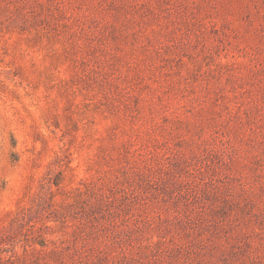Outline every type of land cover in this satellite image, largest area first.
<instances>
[{
	"label": "rangeland",
	"instance_id": "obj_1",
	"mask_svg": "<svg viewBox=\"0 0 264 264\" xmlns=\"http://www.w3.org/2000/svg\"><path fill=\"white\" fill-rule=\"evenodd\" d=\"M0 264H264V0H0Z\"/></svg>",
	"mask_w": 264,
	"mask_h": 264
}]
</instances>
